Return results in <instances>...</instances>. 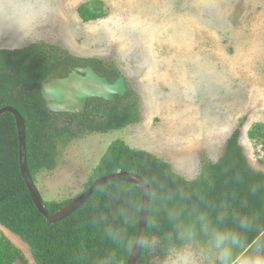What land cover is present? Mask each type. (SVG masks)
<instances>
[{"label": "rangeland", "instance_id": "rangeland-1", "mask_svg": "<svg viewBox=\"0 0 264 264\" xmlns=\"http://www.w3.org/2000/svg\"><path fill=\"white\" fill-rule=\"evenodd\" d=\"M88 1L49 0L28 37L0 27V49L46 43L112 63L139 97L138 123L60 148L55 169L37 176L44 201L80 195L116 139L193 180L204 161L219 159L239 123L243 153L264 173V144L247 136L252 126H264V0H100L108 15L83 23L77 8ZM0 230L35 264L24 243Z\"/></svg>", "mask_w": 264, "mask_h": 264}, {"label": "trees", "instance_id": "trees-1", "mask_svg": "<svg viewBox=\"0 0 264 264\" xmlns=\"http://www.w3.org/2000/svg\"><path fill=\"white\" fill-rule=\"evenodd\" d=\"M77 15L87 23L105 18L108 10L102 1L91 0L77 8ZM86 66L106 77L110 83L122 76L112 63L75 57L46 43L12 50L0 49V108L11 107L24 120L26 162L34 184L40 173L55 169L60 148L72 140L123 130L140 121L138 94L126 82V92L122 97L115 96L114 102L91 99L82 115L47 110L40 96L41 83L53 74L64 76L68 67ZM241 127L242 123H239L227 138L219 159L215 163L204 161L193 180L178 175L161 158L132 148L121 139L113 140L92 170L83 190L104 176L119 172L134 174L150 189V209L144 234L151 231V196L158 182L164 189L196 191L217 202L227 199L241 213L258 214L257 231L252 233L258 235L264 231V173L254 170L244 155L239 144ZM247 136L249 140L264 144V126H252ZM261 163L264 165V155ZM126 198L137 199L140 203L137 224L130 229L135 234L142 196L136 185L127 182L102 185L68 217L54 224L47 223L37 211L21 176L14 117L9 113L0 116V227L28 247L35 264H95L112 245L91 226V205L99 201L103 207ZM73 199L60 202L43 200V203L48 213H54ZM129 254L124 256L125 264ZM17 263L29 264L23 252L0 230V264ZM139 264H156V257L142 249Z\"/></svg>", "mask_w": 264, "mask_h": 264}, {"label": "clouds", "instance_id": "clouds-1", "mask_svg": "<svg viewBox=\"0 0 264 264\" xmlns=\"http://www.w3.org/2000/svg\"><path fill=\"white\" fill-rule=\"evenodd\" d=\"M48 7L49 0H0V27L31 36ZM91 209V226L112 245L95 264H125L135 243L155 256L156 264H264V231L252 235L259 215L241 213L227 199L211 201L203 193L164 189L157 182L148 234L130 232L137 224V199L103 207L96 201Z\"/></svg>", "mask_w": 264, "mask_h": 264}, {"label": "water", "instance_id": "water-1", "mask_svg": "<svg viewBox=\"0 0 264 264\" xmlns=\"http://www.w3.org/2000/svg\"><path fill=\"white\" fill-rule=\"evenodd\" d=\"M64 76L53 74L47 77L40 86V96L48 111L53 113H70L82 115L85 113L87 102L91 99H103L114 102L115 96L122 97L126 92L123 76L110 83L106 77L98 75L90 66L68 67ZM9 113L14 117L18 145L19 167L21 176L28 189L29 195L37 209L49 224L59 222L79 209L92 195L95 189L105 184L114 182H127L136 185L142 196V205L139 214L137 233L144 234L150 209V189L136 175L119 172L97 179L80 195L71 200L67 205L54 213H48L43 199L29 175L25 152V127L21 115L11 107L0 108V116ZM142 248L138 243L133 245L127 264H139Z\"/></svg>", "mask_w": 264, "mask_h": 264}]
</instances>
